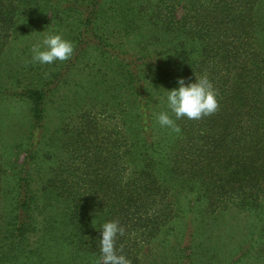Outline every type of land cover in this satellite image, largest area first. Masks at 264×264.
I'll use <instances>...</instances> for the list:
<instances>
[{
    "label": "trees",
    "instance_id": "1",
    "mask_svg": "<svg viewBox=\"0 0 264 264\" xmlns=\"http://www.w3.org/2000/svg\"><path fill=\"white\" fill-rule=\"evenodd\" d=\"M46 13L65 72L109 64L36 186L49 94L10 92L31 121L23 163L0 153V264H264V0H0V49Z\"/></svg>",
    "mask_w": 264,
    "mask_h": 264
},
{
    "label": "rangeland",
    "instance_id": "2",
    "mask_svg": "<svg viewBox=\"0 0 264 264\" xmlns=\"http://www.w3.org/2000/svg\"><path fill=\"white\" fill-rule=\"evenodd\" d=\"M49 15V13L35 15L22 32L16 31L0 49V90L2 91L0 93V153L4 158L17 164L23 163L26 152L22 150L20 144L25 143L27 139L31 121L29 102L10 92L40 86L49 94L46 100L45 134L55 139L54 148L51 147V140L48 141L50 145L42 141V144L36 145V148L38 146L40 153L48 151L56 155L51 159L38 155L35 161L30 165L27 164V167H30L38 161L44 172L42 179L39 175H34L35 186L39 180L47 178L49 174L46 172L47 168L53 165L57 158L63 156L60 143L66 140V136L62 134L61 123L71 114L70 110L78 106L77 98L81 95V85L88 86L89 83L86 74L89 71L95 72L97 80L98 68L109 64V62L102 63L100 57L95 58L99 51L95 52L90 47L77 59L75 68L65 72L60 64L69 55L74 34H71V30L69 32L61 27L57 21L50 19ZM102 20L108 21L106 18ZM118 29L115 22L110 24V30ZM58 71L60 76L54 79L51 74ZM111 76V72L107 71L106 79L102 84H113L115 80L111 79ZM50 80L52 83L49 84ZM94 81L90 80V82ZM99 86L95 84V90L101 89ZM23 147L25 148V145Z\"/></svg>",
    "mask_w": 264,
    "mask_h": 264
}]
</instances>
